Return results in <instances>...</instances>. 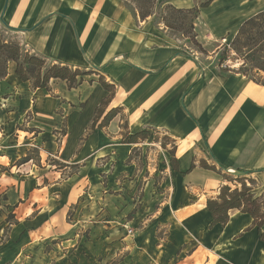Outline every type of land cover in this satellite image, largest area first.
Instances as JSON below:
<instances>
[{"label":"crops","instance_id":"1","mask_svg":"<svg viewBox=\"0 0 264 264\" xmlns=\"http://www.w3.org/2000/svg\"><path fill=\"white\" fill-rule=\"evenodd\" d=\"M196 2L156 0L141 20L127 0H0V26L25 52L95 72L74 88L51 79L41 89L6 64L0 264H264L250 215L233 209L225 225L212 224L206 207L221 186L240 188L224 179L236 170L264 193V85L184 52L156 18L166 4ZM262 10L264 0H213L199 10L195 38L230 41ZM99 77L114 92L91 127L109 95Z\"/></svg>","mask_w":264,"mask_h":264},{"label":"trees","instance_id":"2","mask_svg":"<svg viewBox=\"0 0 264 264\" xmlns=\"http://www.w3.org/2000/svg\"><path fill=\"white\" fill-rule=\"evenodd\" d=\"M127 1L134 5L139 18L143 20L152 13L151 9L156 0ZM211 1L213 0H205L199 4H195L189 9H177L166 4L156 12V16H159V19L167 28L175 29L176 27L170 23V19L168 20L166 17L162 16L165 11L171 12L172 15H191L196 19L199 10L207 7ZM189 27L191 29L192 24ZM231 50L236 56L243 58V64L238 71L254 82L264 85V78L260 75L254 76L252 74V72L255 71L264 73V10L250 16L240 25L231 42ZM225 59L226 57L222 56L219 60L223 62ZM8 61H13L16 64V75L22 81L30 82L33 88L48 89V83L51 79L65 81L69 88H74L83 82L84 77L95 73L91 67L72 68L61 64H47L43 58L25 52L18 42L6 40L0 36V79L6 74V64ZM220 65L221 63L219 66ZM98 82L103 89L109 92V95L100 102L99 107L96 109L91 127L95 126L97 119L103 113L104 107L107 105L114 92L113 85L107 84L102 77H99ZM116 111L115 109L108 112L99 126L103 127L107 125L115 116ZM147 135V132H142L130 137L123 134L122 141L125 143H133L137 138L146 139ZM28 159L27 156L22 160L25 162ZM200 165L205 169L218 173L224 169L221 166H219L218 169L215 168V166H209L204 161H201ZM234 173L238 175L237 178L233 179L224 175V179L233 184H239L240 188H231L228 185H223L219 188L217 199L207 200L206 202V207L213 218L212 224L219 223L225 225L229 218L228 212L237 209L252 217V224L258 230L259 239L264 242V231L262 230L264 225V193L257 196L252 192L256 182L250 177H247L251 172L236 170Z\"/></svg>","mask_w":264,"mask_h":264},{"label":"rangeland","instance_id":"3","mask_svg":"<svg viewBox=\"0 0 264 264\" xmlns=\"http://www.w3.org/2000/svg\"><path fill=\"white\" fill-rule=\"evenodd\" d=\"M203 1L205 0H197L196 4H199ZM151 12H153V8L151 9ZM162 16L166 17L168 20L170 19V23H172L176 27L175 29H170V28H167L163 24L174 37L182 41L181 45L183 46L182 50L184 52H188V54H191L193 57H198V59L200 60H204L205 58L209 57L207 58L208 60L207 62H213V64L218 65V66L221 63V64L226 65L227 68H232V69L241 68L243 64V58H241L240 56H236L235 53L231 50V42L233 39L229 41L228 38L225 37L218 41H211L212 43H207V44L199 43V41L195 38L196 34L194 32L195 23H197L198 16L196 19H194L191 15H187V14H173L172 15V13L169 11H165L162 14ZM156 18L159 19V16H156ZM191 24H192V28L190 29L189 26ZM6 31H7L6 29L0 26V36L4 39L11 40L9 39V35H5L4 32ZM213 52L216 53L215 57H213L214 56ZM222 56H225L226 59L223 62H220L219 59ZM252 74L254 76L260 75L262 78H264V73L262 72L255 71V72H252ZM132 154L137 159V157L140 154V151L135 150L133 151ZM36 156H37L36 152H33V154L31 155V157L34 159ZM53 163H55L54 166L56 169L61 168V165L58 164L56 161ZM6 221L11 222L13 220L11 219V217L9 218V215H8L6 217Z\"/></svg>","mask_w":264,"mask_h":264},{"label":"built area","instance_id":"4","mask_svg":"<svg viewBox=\"0 0 264 264\" xmlns=\"http://www.w3.org/2000/svg\"><path fill=\"white\" fill-rule=\"evenodd\" d=\"M223 41H224V40H223ZM220 67H221V68H227V66L224 65V64H221ZM130 232H131V230H128V233H130Z\"/></svg>","mask_w":264,"mask_h":264}]
</instances>
